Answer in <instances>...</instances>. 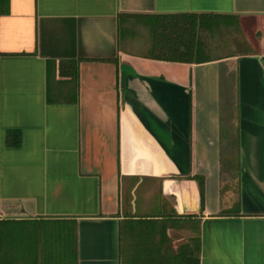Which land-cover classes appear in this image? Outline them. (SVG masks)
Segmentation results:
<instances>
[{"label":"crops","instance_id":"crops-1","mask_svg":"<svg viewBox=\"0 0 264 264\" xmlns=\"http://www.w3.org/2000/svg\"><path fill=\"white\" fill-rule=\"evenodd\" d=\"M177 11L231 14L242 41L150 57L148 15ZM195 245L199 264H264V0H8L0 264H174Z\"/></svg>","mask_w":264,"mask_h":264},{"label":"trees","instance_id":"trees-1","mask_svg":"<svg viewBox=\"0 0 264 264\" xmlns=\"http://www.w3.org/2000/svg\"><path fill=\"white\" fill-rule=\"evenodd\" d=\"M7 3L8 0H0V12L7 10ZM148 17L152 22V44L149 56L156 59L184 62L208 59L205 41L201 35L202 29L213 28L221 22L228 23L232 20V15L227 13L194 11L159 12L149 14ZM112 59L115 60V58ZM74 74L78 75V70ZM18 140L14 131L8 132V142L14 144ZM196 177L199 179L203 204L204 176L197 175ZM225 212H229V210H225ZM185 218L187 217L174 218V220H184ZM195 239L197 240V238ZM198 250V245H195L189 249L186 248V250L174 251V264H199ZM165 253L167 254V251ZM134 264H139V262ZM142 264L155 263L151 261Z\"/></svg>","mask_w":264,"mask_h":264},{"label":"rangeland","instance_id":"rangeland-1","mask_svg":"<svg viewBox=\"0 0 264 264\" xmlns=\"http://www.w3.org/2000/svg\"><path fill=\"white\" fill-rule=\"evenodd\" d=\"M144 32H146V30H144L143 33ZM201 35L212 55L232 52L237 48L239 42L242 41V29L236 21H231L229 23L221 22L213 28L202 29ZM177 234L179 233L174 234V237ZM182 235L183 241H185L190 234L183 232Z\"/></svg>","mask_w":264,"mask_h":264}]
</instances>
